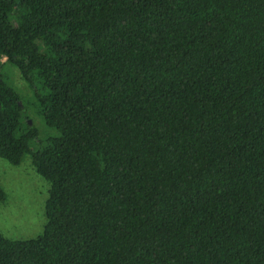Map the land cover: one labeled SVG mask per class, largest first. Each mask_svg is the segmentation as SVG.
Listing matches in <instances>:
<instances>
[{
    "label": "trees",
    "instance_id": "16d2710c",
    "mask_svg": "<svg viewBox=\"0 0 264 264\" xmlns=\"http://www.w3.org/2000/svg\"><path fill=\"white\" fill-rule=\"evenodd\" d=\"M26 156L46 225L0 264H264V0H0V159Z\"/></svg>",
    "mask_w": 264,
    "mask_h": 264
},
{
    "label": "rangeland",
    "instance_id": "374dc122",
    "mask_svg": "<svg viewBox=\"0 0 264 264\" xmlns=\"http://www.w3.org/2000/svg\"><path fill=\"white\" fill-rule=\"evenodd\" d=\"M4 71L22 97L30 125L38 130L37 141L54 135V131L48 129L38 115L33 93L22 81L18 71L9 65L5 66ZM0 187L6 194L5 202L0 205V231L3 236L17 241L41 235L46 225L44 208L49 184L36 174L29 156L19 166H11L0 159Z\"/></svg>",
    "mask_w": 264,
    "mask_h": 264
}]
</instances>
